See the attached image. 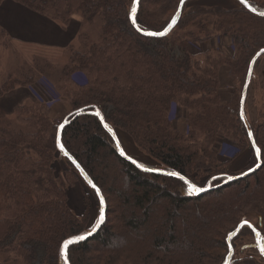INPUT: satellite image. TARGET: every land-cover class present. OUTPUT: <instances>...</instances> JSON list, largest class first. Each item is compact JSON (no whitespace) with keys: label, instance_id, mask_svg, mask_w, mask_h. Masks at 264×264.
Instances as JSON below:
<instances>
[{"label":"trees","instance_id":"trees-1","mask_svg":"<svg viewBox=\"0 0 264 264\" xmlns=\"http://www.w3.org/2000/svg\"><path fill=\"white\" fill-rule=\"evenodd\" d=\"M5 1L0 0V5ZM13 1L36 12L38 21L47 18L65 29L59 25L14 34L0 23V44L20 34L40 41L28 42L34 45L55 46V41L65 40L69 44L61 47L66 64L40 59L35 65H19L0 87V100L23 86L33 87L39 96L18 106L13 114L0 107V264H65L64 242L94 227H87L86 213L72 207L68 186L56 173L58 155L76 169L55 147L58 127L71 113L56 124L51 138L47 103L52 96L37 86L39 78L49 79L64 102L73 105L62 142L107 202L106 222L98 233L69 247L70 264H223L229 253V234L255 217L264 240V89L258 123L251 124L262 166L224 184L246 171L232 173L225 167L227 155L219 150L222 139L237 145L239 152L230 161L244 146L252 145L241 117V98L250 63L264 49V16L244 5L239 10L198 7L190 13L193 27L181 33H189L201 45L219 36L229 37L236 50L231 58L211 48L202 54L189 52L178 30L164 38L141 34L131 20L136 0ZM246 1L264 12V0ZM154 4L158 9H150ZM175 5L176 0H141L138 26L162 31L176 13ZM94 28L98 34L92 38L90 29ZM224 65L231 67L234 80L240 83V88L233 87L229 103L219 93V70ZM59 98L56 94L55 99ZM175 106L190 110L184 131L173 121L178 116L177 111L173 113ZM96 110L116 132L125 130L138 148L164 166L153 168L178 172L211 190L194 196L184 180L144 172L124 159ZM253 160L252 167L258 164L255 150ZM91 191L100 205L98 194ZM84 201L89 208L86 196ZM246 238L256 240L250 226L234 238L231 264H264L260 252L238 256V242Z\"/></svg>","mask_w":264,"mask_h":264},{"label":"rangeland","instance_id":"rangeland-1","mask_svg":"<svg viewBox=\"0 0 264 264\" xmlns=\"http://www.w3.org/2000/svg\"><path fill=\"white\" fill-rule=\"evenodd\" d=\"M11 0H6L3 4L0 5V15H1V21L9 29L11 32H15L14 34H17L16 31H18L22 26H24L31 18L32 13L34 11L29 10V8L24 7V10L21 9V4H15V7L17 9L9 8ZM180 0H176L177 8L180 5ZM157 4L151 5L150 9H158ZM198 7H223L225 9L229 10H239L242 7V4L239 3L238 0H189L186 3V7L183 13V18L181 20L180 25L178 23V27L176 26L174 30L171 32L178 30L176 32L177 35L181 36V43L183 46L187 48V50L193 54H202L205 53L206 49L211 48L213 50H217L220 53H228L231 58L236 54V50L234 47V41L229 37H223L219 36L217 38H213L208 42L207 44L201 45V42H197L193 38L189 37V33H181L184 28L186 27H193L194 22L191 21L190 13L197 9ZM174 10V9H173ZM178 10V9H177ZM36 13V12H35ZM34 13V14H35ZM170 14V13H169ZM189 17V19H188ZM186 19V20H185ZM188 19V20H187ZM38 20V14H35L31 21L37 22ZM80 22V18L76 19ZM159 21H162V19L159 18ZM170 23V22H169ZM80 28V26H79ZM80 30H78L79 33ZM170 33V34H171ZM90 34L92 38H95L98 34V29H90ZM15 36H13L14 38ZM31 41H37L34 40L31 37L20 34L16 39L13 41H9L8 43L2 45L0 44V87L7 81L11 70L14 67H18L19 65H35L38 63V61L41 59L42 62L45 60H50L51 64H66L67 57L64 54V49L61 48V46H48V45H34L36 43H28ZM218 54L217 52H215ZM261 58V59H260ZM259 59V62L256 63L255 72L252 78L248 99H247V117L250 121V123L254 126L258 123L259 119V113L261 109L262 104V94L264 89V55L261 56ZM219 72H221V85H220V91H222V98L226 102L233 101L234 92L236 87L237 89L240 88V83H237L234 80V76L232 74L231 67L228 65H224L220 68ZM49 81V84L46 82ZM37 86L41 87L40 90H42L47 96L51 94L52 101H49L48 108L51 111V120H52V135L51 138H54V135L56 134V124L58 125L61 123L72 111L74 110L73 105L69 102V100H66L64 102L62 94L55 88L52 82H50L47 78H39L37 82H35ZM29 87L23 86L19 87L7 94H5L1 100H0V107L4 111H6L7 114H13L14 111L18 106H20L23 103H26L31 99L32 97H37L38 95L35 93L34 89L29 91ZM60 95L59 99H55V96ZM39 97V96H38ZM177 111V119L173 120L175 121V125L177 128L181 130H185V125L188 123V120L190 119V110L181 107V106H175L173 113ZM185 124V125H184ZM117 133L120 137L121 143L125 149V151L129 154V156L133 157L136 161L140 162L144 166L149 167H161L164 166L157 161L155 158H153L149 153L146 151L140 149L137 147V145L134 143L132 137L123 129L118 128ZM186 133H189L188 126ZM224 140L222 139L223 148L220 146L219 150L221 151V154L227 155V159L225 156H223L226 161L225 167H227L229 170H231L232 173L238 174L243 171L247 172V169L249 170L250 167L254 164L253 160V147L247 145L246 147H243V151L241 154L236 155L234 160L227 161L230 158H233L236 154L235 152H239V148L234 143H223ZM55 143V147H56ZM58 150V149H57ZM59 152V151H58ZM60 154V152H59ZM220 155V152H219ZM55 162V168L56 173L59 175L66 185L68 186V194L70 196V204L75 209L77 213L84 214L86 213V216H89V220L87 223V227L92 228L93 226L97 224V221L100 217V209H101V203L100 205L97 202V198L95 194L91 191V187L82 179V177L79 176L77 173V169H73L68 165V162L65 158H63L61 155H58ZM222 157V158H223ZM255 167V166H254ZM252 167V168H254ZM251 168V169H252ZM245 172V173H246ZM244 174V173H243ZM164 176V175H160ZM167 177V176H164ZM171 178V177H170ZM166 181H164L165 184ZM203 187V186H201ZM211 187V186H206ZM91 188V189H90ZM189 192V191H188ZM191 194V193H190ZM86 196V200L90 203V207L86 208V204L84 201V198ZM106 196L108 198V203L110 205V208L113 206V203H111V196L106 192ZM107 203V202H106ZM250 221L252 224L256 226L258 224L256 217L250 218ZM93 227V228H94ZM186 231H189L187 228ZM256 240H253L252 238H246L244 240H240L238 242V256L240 257H247L249 255H257L259 253L258 249H256ZM255 248V249H254ZM38 264V263H37Z\"/></svg>","mask_w":264,"mask_h":264},{"label":"water","instance_id":"water-1","mask_svg":"<svg viewBox=\"0 0 264 264\" xmlns=\"http://www.w3.org/2000/svg\"><path fill=\"white\" fill-rule=\"evenodd\" d=\"M140 1L141 0H136L135 13H134L135 21H136V16H137L138 9H139ZM188 1L189 0H184V3H183L182 6H181V3H180V5L178 7V10L176 11V13L174 14V16L172 17L170 23L167 25V27L164 30L160 31V33H165L163 35H148L147 33H155L157 31L142 30L141 28H139L138 27V24H137V21H136V23H133V14L131 16L132 23L136 27V29L141 34H143L145 36L157 37V38H164V37L168 36L173 31V29L178 25V23H179V21H180V19L182 17V13H183L184 6H185V4ZM238 1H239V3H241L244 6H246L249 10H251L255 14L260 15V16H264V15H261L264 12H260V11L255 10L246 0H238ZM262 50H264V49H262ZM262 50H260L254 56V58L252 59V61L250 63V67H249L247 79H246V82H245V85H244V89H243V93H242V98H241V117H242V119L244 120V122L246 124V127H247L248 132H249V137H250V140H251L252 147L255 150V153L257 155V158H258V164L257 165H260V166L257 167V165H256L254 168L248 170L246 173H244L242 175L230 177V178H228L225 181L224 184H227V183L232 182L234 180H237V179L243 178L245 176H248V175L252 174L253 172L257 171L262 166L261 150H260V148L258 147V145L256 143L255 136H254V132H253V127H252V125H251V123H250V121H249V119L247 117V114H246V101H247V98H248V93H249L250 85H251V82H252V78H253V75H254V72H255L256 63L259 60V58L264 55V51H262ZM94 113H96L100 117L104 128L110 133V135L115 140V142H116V144L118 146V149H119V154L124 159H126V160L134 163L136 166H138L144 172L179 178L177 176L171 175V173H178V172H170V171H166V170H163V169L161 170V169H156V168L149 167V166H144L140 162L136 161L133 157L129 156V154L125 151V149H124V147H123V145L121 143V140H120V138H119V136H118L115 128L112 125H110L109 123H107L105 121V118L99 112V110H96ZM73 114L74 113H71L69 116H72ZM80 114H82V113H79L76 116H78ZM69 116L63 121V123L58 128V133H57V138H56L57 149H58V151L63 156H65L68 159H70V161L73 163V165L75 166V168L77 169V171L80 173V176L82 177V179L92 189H94L96 191V193L98 194L100 203H101V209H100V212L101 213H100L99 220L97 221V224L89 232L91 234L87 233V234H84L83 235V236L86 237V239H88V238L94 236L96 233H98V231L100 230V228L102 227V225L106 222L107 203H106V199L103 196V193H102L101 189L95 184V182L88 175V173L85 171V169L83 168V166L77 161V159H75V157L73 155H71V153H69V151L65 148V146H64V144L62 142L63 129H64V127L70 121L69 120ZM61 146H63V149H62ZM257 150H259V153L257 152ZM180 176H183V175L180 174ZM187 180L190 181L192 184H194L191 180H189V179H187ZM194 185H196V184H194ZM196 188H197V190L196 191H193L192 188L188 185V191H189V193L193 194L194 196H199V195H202V194L208 192L209 190H211V187H201L199 185H196ZM244 226H250L251 229L254 231V233H255V239H256V246L258 247L259 252L261 253V255L264 257V253H262V249H264V240H262V237L260 236L259 230L250 221H243V222H241L238 225V227L234 231H232L229 234V237L227 239L228 244H229V253H228V255L226 257V260H225V262L223 264H231V262H232V260L234 258V255H235V249H234V247L232 245V242H233L234 238L238 236V234L244 228ZM70 239H72V238H70ZM86 239H84V240H86ZM84 240H81V241H84ZM81 241H77L75 243H78V242H81ZM75 243H73V244H75ZM71 245L72 244H70L68 246L67 250H66L67 251V256L64 255V248H63V259H64L65 264H70L69 258H68V250H69V247Z\"/></svg>","mask_w":264,"mask_h":264},{"label":"crops","instance_id":"crops-1","mask_svg":"<svg viewBox=\"0 0 264 264\" xmlns=\"http://www.w3.org/2000/svg\"><path fill=\"white\" fill-rule=\"evenodd\" d=\"M15 4H19V3H17V2H15V1H13V0H11V2H10V5H9V8H12V9H17L16 7H15ZM21 9L22 10H24V7L22 6L21 7ZM35 14L34 13H32V15H31V18H30V20L24 25V26H22L19 30H18V32L19 31H23V32H29V31H33V32H37V31H39V30H42V29H46V28H53L54 29V27L55 28H57L59 25L62 27V25L61 24H57V23H55L54 21H51V20H49V19H47L46 18V21H38V20H36L37 22H32L31 21V19H32V17L34 16ZM0 18H1V15H0ZM0 23L3 25V26H5L4 24H3V22L1 21V19H0ZM63 29H65L64 27H62ZM75 37V36H74ZM56 43L55 44H52V45H55V46H61V47H65V45H68L69 44V42H67L66 40L62 43V42H59V41H55ZM71 43V42H70ZM63 45V46H62Z\"/></svg>","mask_w":264,"mask_h":264},{"label":"snow or ice","instance_id":"snow-or-ice-1","mask_svg":"<svg viewBox=\"0 0 264 264\" xmlns=\"http://www.w3.org/2000/svg\"><path fill=\"white\" fill-rule=\"evenodd\" d=\"M180 3H181V6L183 5V3H184V0H180ZM134 13H135V9L133 10V23H136V21H135V18H134ZM261 15H264V13H262ZM148 35H163V34H165V33H160V32H155V33H147ZM262 51H264V50H262ZM62 147V149H63V146H61ZM257 152L259 153V150H257ZM260 165H257V167H259ZM171 175H173V176H177V177H179L181 180H184L185 181V183L186 184H188L191 188H192V190L193 191H196L197 190V188H196V185H194V184H192L190 181H188L184 176H180V174L179 173H171ZM202 190V189H201ZM89 234H91V233H89ZM84 239H86V237L85 236H83V235H81V236H77V237H74V238H72V239H69V240H67V241H65L64 242V245H63V248H64V255L65 256H67V248H68V246L70 245V244H73V243H75V242H77V241H81V240H84ZM262 253H264V249H262Z\"/></svg>","mask_w":264,"mask_h":264},{"label":"bare ground","instance_id":"bare-ground-1","mask_svg":"<svg viewBox=\"0 0 264 264\" xmlns=\"http://www.w3.org/2000/svg\"><path fill=\"white\" fill-rule=\"evenodd\" d=\"M132 14H133V13H132ZM131 16H132V15H131ZM136 17H137V16H136ZM136 21H137V19H136ZM133 26H134V25H133ZM134 27H135V26H134ZM138 27H139V26H138ZM166 27H167V26H166ZM166 27H165V28H166ZM139 28H140V27H139ZM165 28H164V29H165ZM135 29H136V27H135ZM164 29H163V30H164ZM136 30H137V29H136ZM142 30H143V29H142ZM62 123H63V122H62ZM62 123H61V124H62ZM61 124H60V125H61ZM60 125H59V126H60ZM58 128H59V127H58ZM57 133H58V132H57Z\"/></svg>","mask_w":264,"mask_h":264}]
</instances>
